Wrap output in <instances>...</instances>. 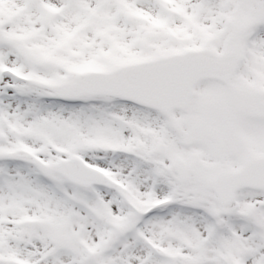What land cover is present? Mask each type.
<instances>
[{"label": "snow or ice", "instance_id": "6c2138e0", "mask_svg": "<svg viewBox=\"0 0 264 264\" xmlns=\"http://www.w3.org/2000/svg\"><path fill=\"white\" fill-rule=\"evenodd\" d=\"M0 264H264V0H0Z\"/></svg>", "mask_w": 264, "mask_h": 264}]
</instances>
